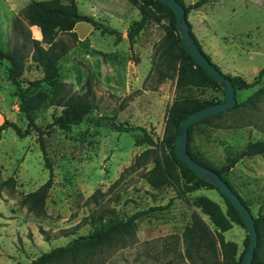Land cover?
<instances>
[{"label":"rangeland","instance_id":"rangeland-1","mask_svg":"<svg viewBox=\"0 0 264 264\" xmlns=\"http://www.w3.org/2000/svg\"><path fill=\"white\" fill-rule=\"evenodd\" d=\"M29 1L0 0V49L18 50L25 56L20 78L25 85L42 75L41 67L31 59V41L41 40L39 29L20 17V10ZM75 1L81 12L92 16V0ZM212 8L206 31L217 56L206 53L222 74L238 73L252 82L264 64V0H227L222 5L213 3ZM163 30L157 23H148L142 35L134 37L132 48L125 43L114 44V34L102 33L84 22L73 29L75 40L67 33L58 35V39L70 44L69 52L58 61L59 79L73 93H87L94 108L83 122L61 129L53 124L60 115V107L46 102L34 112L39 131L32 129L28 135L19 137L8 127L1 133L0 264H31L43 251L89 233L92 225L84 219L98 215L107 206L122 218L144 213L137 220L132 239L115 242L113 247L95 255L89 264H190L181 234L192 211L202 214L192 202L199 195H208L224 209L220 193L205 187L178 197L171 186L153 189L142 176L145 169L152 167L149 160L124 172L119 179L122 171L148 147L134 144V134L141 129L124 132L113 128V123L145 126L155 139L163 138L168 105L176 95L173 79L165 88L169 97L159 98L151 93L162 84L154 82L152 69L156 51L153 42ZM148 38L154 49L152 68L142 85L135 78ZM261 81L249 89L236 91L234 109L192 129L193 153L213 168L228 162L248 141L264 137V95L254 96L264 87V76ZM49 88L43 84L38 91ZM144 88L151 90L149 95L143 94ZM188 92L199 95L203 101H220L224 96L210 86ZM16 93L15 83L8 78V63L0 61V124L10 119L24 129L28 119L19 110ZM159 153H169V147ZM46 155L54 183L46 199V213L37 216L22 206L20 200L23 194L36 190L47 180ZM9 177L14 184H4ZM222 177L240 194L253 216L264 213V154L243 157ZM98 188L105 195L96 203L87 202ZM202 215L211 223L208 215ZM63 231L71 234L63 236ZM245 234L238 223L222 233L224 240L236 245V258L245 249Z\"/></svg>","mask_w":264,"mask_h":264},{"label":"trees","instance_id":"trees-1","mask_svg":"<svg viewBox=\"0 0 264 264\" xmlns=\"http://www.w3.org/2000/svg\"><path fill=\"white\" fill-rule=\"evenodd\" d=\"M128 1L139 10L142 16L140 23L137 26H132L127 33L130 43L148 23H157L163 27L164 35L155 45L156 51L152 69L153 79L154 82L159 83L166 79H175L176 95L173 96L172 103L167 109L166 128L161 140L155 139L145 126L137 127L123 123H113V128L116 131L130 132L141 129V132L134 134V144L136 146L146 144L148 147L137 155L132 163L122 171L119 179L124 172L136 169L141 163H148L149 160L152 163V167L145 169L142 176L153 189L160 190L171 186L177 190L176 195L178 197H184L186 193L205 187L215 188L220 193L224 209H221L208 195H199L193 200L192 204L200 209L202 214L208 215L211 223L204 219L201 213L196 210L192 211L190 221L183 228L181 234L182 243L185 246V256L190 264H239L248 247L247 235L245 234L243 240L245 249L236 258V245L231 241L224 240L222 233L230 229L233 223L242 225L245 230L242 217L224 194L214 187L210 181L196 176L191 169L179 160L174 146L177 128H179V124L183 119L208 104L223 100L213 101L210 99L203 101L199 95L188 91L192 88H205L208 86L221 91L223 94L224 91L214 77L197 65L192 56L184 49L176 26V15L171 8L159 0ZM178 1L184 7L186 20L192 30V25L188 21L187 16L191 7L186 6L182 0ZM205 1L208 0H199L193 6H199ZM20 17L29 25L36 26L39 29L41 40L31 41V59L41 67L42 75L41 78L29 81L28 85H25L20 79L25 66V56L18 50L2 52L0 49V61L8 63V78L15 83L17 88L19 110L28 119V125L24 129L19 127L15 121L5 119L0 124V136L8 127H12L19 137L28 135L32 129L39 131V127L35 122L34 112L46 102L55 107H60V115L53 122L59 128L66 129L83 122L91 115L94 104L87 93H73L69 90L68 84L59 79L58 61L69 52L70 44L58 39V35L67 33L75 40L77 36L73 29L80 21L91 24L96 29H100L102 33H115L116 28L102 23L94 16L81 12L75 0L69 2H62L61 0H30L20 10ZM18 22H21V20H18ZM191 34L198 48L211 60V57L201 48L192 31ZM214 67L218 70L216 65ZM263 74L264 64L252 82H246L238 74H223V76L232 82L236 96L237 89H249L259 84ZM43 84L49 85V90L42 89L38 91V88H42ZM260 94L264 95V87L259 88L254 96H259ZM236 106L237 103L235 101V104L226 111H230ZM222 113L205 117V119L192 124L188 128L187 147L191 156L198 163L211 167L215 173L225 180L222 174L232 168L240 159L264 154V139L248 141L228 162L221 165L218 169L213 168L210 163L193 153L190 147L192 129L196 125L209 123L212 118H219ZM96 123L99 124L100 120H97ZM165 146L169 147V153L160 154L159 151L164 149ZM43 148L45 151V147ZM45 161L49 170L47 180L36 190L23 194L20 200L22 206H25L29 212L37 216H42L46 213V199L54 183L52 167L47 155ZM225 181L236 192L231 184L227 180ZM9 183L14 184V179L9 177L4 182V184ZM104 195L105 191L98 188L87 198V202L96 203L98 198ZM238 196L249 211L240 194ZM143 213L140 211L122 218L117 215L112 207L101 208L98 215H92L84 219L86 224L92 225V230L89 233L76 235L65 245L54 247L49 251H43L39 257L32 260L31 264H59L63 262L89 264L95 255L111 246L113 247L115 242L125 241L128 238L132 239L135 236L137 220ZM253 220L257 246L249 264H264V256L262 254V249L264 248V213L258 214L256 217L253 216ZM63 234V236H68L71 232L63 231Z\"/></svg>","mask_w":264,"mask_h":264},{"label":"water","instance_id":"water-1","mask_svg":"<svg viewBox=\"0 0 264 264\" xmlns=\"http://www.w3.org/2000/svg\"><path fill=\"white\" fill-rule=\"evenodd\" d=\"M166 6L171 8L176 15V26L180 34L182 45L184 49L192 56L197 65L203 70L211 74L216 82L221 86L224 91V98L217 103H211L205 107L192 112L188 117L182 120L177 128L174 138L175 152L179 160L185 164L191 171L201 179H206L213 184L219 191H221L227 200L232 204L234 209L239 212L245 225V233L248 238L247 250L239 264H249L253 258L256 248L257 236L255 231V224L253 216L242 203L239 194L231 189L228 183L223 180L211 167L201 165L190 154L187 147L188 128L209 116L218 115L226 111L235 104V88L231 81L223 76L215 67L213 62L198 48L192 34L191 28L186 20L185 10L178 0H159Z\"/></svg>","mask_w":264,"mask_h":264},{"label":"crops","instance_id":"crops-1","mask_svg":"<svg viewBox=\"0 0 264 264\" xmlns=\"http://www.w3.org/2000/svg\"><path fill=\"white\" fill-rule=\"evenodd\" d=\"M182 1L184 2V4L186 6L191 7L187 13L188 21L192 25L191 31L194 34L197 41L199 42L201 48H203L204 52L207 51L210 54L212 53L215 56H217V51H216V49H214V45L211 42L210 37H208V33H207L208 31H206L207 30L206 28L209 25L208 12L212 11L213 3L218 4V5H222V4H225V2L227 0H208V1H205V3H203L199 6H196V7H194L193 5L196 2H198L199 0H182ZM92 4H93L92 16H94L96 19H98L102 23H104L106 25L109 24L110 26L116 28L117 33L116 32L110 33V34L115 35V37H113L114 44L120 45V44L125 43L126 47L132 48L133 41H132V43H130L128 36H127V33L129 31V29H131L132 26H137L140 23L142 16H141L139 10L135 6H133L128 0H92ZM83 22L84 21H80L76 25H78L79 23H83ZM84 23H86V22H84ZM144 29H142L139 32L138 36L142 35V33L144 32ZM39 34H40V32H39ZM163 35H164V32L162 31V33L155 39L153 44L154 43L156 44L162 38ZM149 39L150 38L147 39L148 42L145 45L147 49L145 48L146 51L144 52L142 62H139L138 76L135 78V80L138 81L139 84H142V85L145 83L144 80H146L145 78H147V76L151 72V68H152V59H153L152 55H153L154 49H153V44L150 43ZM226 40L227 39H225V41ZM215 45H216V43H215ZM259 70L256 71L255 77H256ZM237 74H229V75H237ZM238 75L241 76L240 74H238ZM263 76H264V74L262 75V77ZM262 77H261V79H262ZM261 79H260V81H261ZM173 81H174V87H176L175 79H173ZM168 82H171V81L170 80H164L162 82V84H160L161 86L158 88V90H156L157 89L156 88V89L151 91V90L144 88L143 94L145 96H147L150 94V93H148V91H151V93L157 94L156 96H158L159 98H163L165 96L169 97L168 96L169 94L165 93V88H166V85L168 84ZM237 90H241V89H237ZM172 100H173V98H172ZM172 100H170L168 107L172 103ZM259 139H264V137L259 138Z\"/></svg>","mask_w":264,"mask_h":264}]
</instances>
